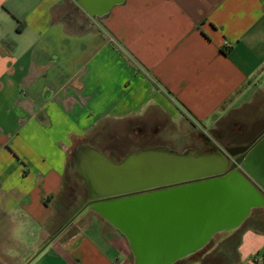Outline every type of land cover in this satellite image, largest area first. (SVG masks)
I'll return each instance as SVG.
<instances>
[{"label":"crops","instance_id":"1","mask_svg":"<svg viewBox=\"0 0 264 264\" xmlns=\"http://www.w3.org/2000/svg\"><path fill=\"white\" fill-rule=\"evenodd\" d=\"M105 121L136 124L125 155L170 126L229 140L259 199L218 230L239 233L227 264H264V0H124L102 19L74 0H0V264H131L94 210L50 235L69 153Z\"/></svg>","mask_w":264,"mask_h":264},{"label":"water","instance_id":"2","mask_svg":"<svg viewBox=\"0 0 264 264\" xmlns=\"http://www.w3.org/2000/svg\"><path fill=\"white\" fill-rule=\"evenodd\" d=\"M74 1L87 15L102 19L124 0ZM232 151L177 152L157 146L113 161L82 145L73 150L72 160L88 190L84 209L94 210L125 235L134 263L173 264L200 248L215 231L242 221L258 202L255 184L236 170L241 160L229 164ZM246 151V146L236 151L244 167ZM214 191L228 192L233 207L204 214L177 205L187 204L190 194ZM170 192L173 195L167 196Z\"/></svg>","mask_w":264,"mask_h":264},{"label":"rangeland","instance_id":"3","mask_svg":"<svg viewBox=\"0 0 264 264\" xmlns=\"http://www.w3.org/2000/svg\"><path fill=\"white\" fill-rule=\"evenodd\" d=\"M104 124L105 125L100 124L92 129L82 140L78 141L73 146L69 153L62 192L59 195V201H57V213L49 225L50 229L54 227L51 230L50 235H53L65 222L72 218V216L74 217V215H77V211L88 198V190L84 180L81 174L78 173L77 167H73L74 161L72 160V152L76 147L88 143L85 145L104 153L106 156L108 154L112 155L113 158L110 159L113 161H118L129 151L139 149L136 145L141 139H136L140 134L135 133L136 124H134V122H128L127 126L125 125L126 122L119 124L114 121H105ZM174 131H176V129L171 126L168 128L166 127L164 130H160L157 134L152 136V139L149 142L151 144L149 145H161L177 152H181L184 145L190 143H193L191 146L195 147L196 149L194 148V150L196 151H203L205 149L213 150L214 148L231 145L229 140H224L220 136H216L217 138H215L208 128H201L205 137L204 135L201 137L198 135L194 138L182 135L181 131V134L180 132L179 134L177 132L174 133ZM146 138L148 137L145 136L142 139L144 140ZM195 138L198 139L196 142L192 140ZM204 138L207 140V143L204 141ZM185 151L186 150H183L182 152ZM171 195H173L171 192L167 194V196ZM190 198L192 199H189L187 204L177 203V205L184 206L185 208L187 206L188 209H196L204 214L225 211L233 207L230 194L224 191L202 192L200 194L193 193L190 194ZM227 234L229 233H225L224 235ZM238 234V231H236L229 236L227 235L222 240L221 233L213 234L208 241L207 247H205L206 250H208L207 255H205L200 261L191 260V262H182L179 264H227L235 254V244ZM218 240L220 243L215 246V243ZM128 260L131 264L134 263V255L130 250L128 253Z\"/></svg>","mask_w":264,"mask_h":264},{"label":"flooded vegetation","instance_id":"4","mask_svg":"<svg viewBox=\"0 0 264 264\" xmlns=\"http://www.w3.org/2000/svg\"><path fill=\"white\" fill-rule=\"evenodd\" d=\"M220 147V146H219ZM230 146H224V147H220L224 152H226L227 151V149L228 150H230L231 152H233L230 148H229ZM214 149H216V148H214ZM205 150H212V149H205ZM236 159H239V154H236V155H234L233 157L232 156H229V164H231L232 162H234ZM199 181H202V180H198V181H195V182H199ZM195 182H193V183H195ZM89 203H87V201L81 206V208L77 211V213L76 214H79L80 212H82L83 211V209H84V207L86 206V205H88ZM75 216H77V215H74V217ZM73 217V216H72ZM72 218H70V220H71ZM220 231H215L213 234H217V233H219ZM212 234V235H213ZM211 238V237H210ZM210 238L208 239V241L210 240Z\"/></svg>","mask_w":264,"mask_h":264},{"label":"trees","instance_id":"5","mask_svg":"<svg viewBox=\"0 0 264 264\" xmlns=\"http://www.w3.org/2000/svg\"><path fill=\"white\" fill-rule=\"evenodd\" d=\"M63 183H64V181H63ZM67 222H68V221H67ZM67 222H65V223H64L59 229H61V228L67 223ZM59 229H58L57 231H59ZM57 231H56L55 233H57ZM55 233H54V234H55ZM54 234H53V235H54Z\"/></svg>","mask_w":264,"mask_h":264}]
</instances>
